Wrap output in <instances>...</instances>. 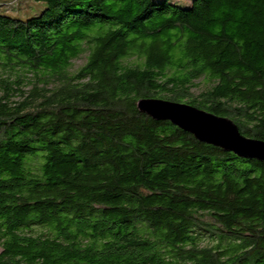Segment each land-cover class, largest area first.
<instances>
[{"label":"trees","instance_id":"16d2710c","mask_svg":"<svg viewBox=\"0 0 264 264\" xmlns=\"http://www.w3.org/2000/svg\"><path fill=\"white\" fill-rule=\"evenodd\" d=\"M41 1L0 10V264H264V161L137 108L264 141V0Z\"/></svg>","mask_w":264,"mask_h":264},{"label":"water","instance_id":"95a60500","mask_svg":"<svg viewBox=\"0 0 264 264\" xmlns=\"http://www.w3.org/2000/svg\"><path fill=\"white\" fill-rule=\"evenodd\" d=\"M137 108L156 120H168L198 141L244 158L264 161V141L241 134L227 117L218 116L190 104L160 98H141Z\"/></svg>","mask_w":264,"mask_h":264},{"label":"rangeland","instance_id":"374dc122","mask_svg":"<svg viewBox=\"0 0 264 264\" xmlns=\"http://www.w3.org/2000/svg\"><path fill=\"white\" fill-rule=\"evenodd\" d=\"M10 0H0V10L7 12L9 15H15L20 17H25L29 14H36L38 13L43 7L44 3L41 0H19L18 5H20L19 9H17L15 4H9ZM180 5H184L187 3V0H177ZM30 16V15H29ZM82 59L74 61L75 66L81 64ZM195 83L192 86L191 91L194 93H198L204 86L200 79L193 81Z\"/></svg>","mask_w":264,"mask_h":264}]
</instances>
